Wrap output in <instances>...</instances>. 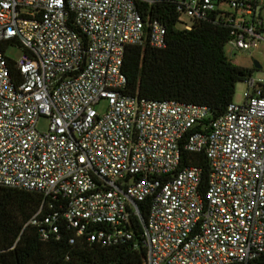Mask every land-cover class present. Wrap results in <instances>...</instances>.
<instances>
[{
  "label": "built area",
  "instance_id": "built-area-1",
  "mask_svg": "<svg viewBox=\"0 0 264 264\" xmlns=\"http://www.w3.org/2000/svg\"><path fill=\"white\" fill-rule=\"evenodd\" d=\"M159 4L182 30L228 27L231 55L264 44V0H0V186L45 196L30 221L44 239L63 219L90 242L142 245L146 264H249L264 254V79L217 117L129 94L128 47L167 46ZM184 150L206 155V187Z\"/></svg>",
  "mask_w": 264,
  "mask_h": 264
},
{
  "label": "trees",
  "instance_id": "trees-1",
  "mask_svg": "<svg viewBox=\"0 0 264 264\" xmlns=\"http://www.w3.org/2000/svg\"><path fill=\"white\" fill-rule=\"evenodd\" d=\"M149 14L166 22L167 46H129L123 72L128 80L127 92L154 100H177L208 106L212 116L223 114L233 102L236 85L256 68L234 64L225 51L230 29L201 22L192 30L177 25L173 7L159 4ZM203 167V188L209 173L204 153L184 150L182 166ZM51 201V198H46ZM45 201L37 191L0 186V264H146V250L132 243L104 246L78 236L61 219L59 233L42 237L44 226L30 221ZM144 216L148 203H140ZM51 212L48 206L43 213ZM134 239H140L141 228L134 226ZM75 238L72 243L71 239ZM240 264V263H234ZM264 264V254L249 262Z\"/></svg>",
  "mask_w": 264,
  "mask_h": 264
},
{
  "label": "rangeland",
  "instance_id": "rangeland-1",
  "mask_svg": "<svg viewBox=\"0 0 264 264\" xmlns=\"http://www.w3.org/2000/svg\"><path fill=\"white\" fill-rule=\"evenodd\" d=\"M263 17H264V10H263ZM180 26V25H179ZM226 51L228 55L230 56L231 61L240 66L245 68H255V61H258L262 68L260 69H254L249 76L258 79L262 78L264 79V44L261 45L260 48L254 50L252 53L248 51H242V52H235L233 55H231L230 52V46L226 47ZM24 53V50L22 47L18 45H10L6 49V55L15 61H18L22 58V55ZM248 86L245 81H239L236 85V93L234 96V102L237 104H242L245 101L244 93L247 90ZM96 109L100 114H104L107 109V101L102 100L98 105H96ZM48 125L47 119H42L39 122V128L41 130H45Z\"/></svg>",
  "mask_w": 264,
  "mask_h": 264
},
{
  "label": "water",
  "instance_id": "water-1",
  "mask_svg": "<svg viewBox=\"0 0 264 264\" xmlns=\"http://www.w3.org/2000/svg\"><path fill=\"white\" fill-rule=\"evenodd\" d=\"M255 68L260 69L262 65L258 61H255Z\"/></svg>",
  "mask_w": 264,
  "mask_h": 264
}]
</instances>
